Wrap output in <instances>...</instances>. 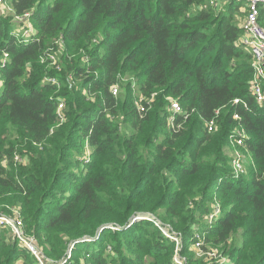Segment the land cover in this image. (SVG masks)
<instances>
[{
    "label": "trees",
    "instance_id": "1",
    "mask_svg": "<svg viewBox=\"0 0 264 264\" xmlns=\"http://www.w3.org/2000/svg\"><path fill=\"white\" fill-rule=\"evenodd\" d=\"M8 1L17 15H32L36 34L18 43L12 18L0 13V215L20 209L27 231L49 246L48 260L60 261L70 248L67 264H82L78 251L89 264H177L175 240L151 220L133 223L159 217L180 235L185 264H206L190 251L191 240L218 193L226 209L207 240L224 244L226 264H264V108L250 90L253 56L238 44L242 1ZM259 22L264 27V8ZM58 41L70 55L51 66L46 51H60ZM122 76L143 79L142 92L155 94L146 112ZM47 77L63 84L60 95H53L57 85L43 84ZM116 84L127 88L125 99L113 95ZM168 98L189 115L175 128L167 124ZM239 128L249 135L245 148L255 167L234 179L226 147ZM20 144L26 167L13 165ZM87 146L88 158L81 153ZM107 226L118 230L73 247ZM6 232L0 230V264H16L30 252Z\"/></svg>",
    "mask_w": 264,
    "mask_h": 264
},
{
    "label": "rangeland",
    "instance_id": "2",
    "mask_svg": "<svg viewBox=\"0 0 264 264\" xmlns=\"http://www.w3.org/2000/svg\"><path fill=\"white\" fill-rule=\"evenodd\" d=\"M224 1L225 0H216V2H220L221 7L226 4ZM226 1H229V0H226ZM238 4H239L238 5V12L235 14V17H236L237 23L242 26L245 19H246V16H247V5L245 2L238 3ZM10 9H12L11 4L9 2L5 3L4 8L0 9V13L4 16H9L12 18V23H13L12 34L16 37V40L18 41V43L26 44V41H28L29 38H31L30 36L23 38V34L26 32V30H28V26L25 23L21 24L19 21H17L15 19L14 12ZM30 24H31L32 29H35L34 22L32 19L30 21ZM58 53H59L58 56H59L61 62L63 63L64 57L66 55H70V50L67 53V50L63 51V49H60V51H58ZM5 55H4V57H6ZM8 60H9L8 58H4L2 62L6 63ZM121 80H122V83L124 84L125 87H127V85L132 82V85H131L132 97H133V100L136 103V105L138 104V107H139L141 105V101L144 99V97H147L142 92V90L140 88V85L143 83L144 80L143 79L137 80V79H134L133 77H130V76H124L123 78H121ZM71 81H72V83H74L75 89H80V90H82L83 93H87L90 96L89 101L93 102L94 99H96V94L91 93V91L88 88L87 89L86 88L81 89V86H80L81 81H76L74 79ZM62 87H63V84L59 81L58 90L54 91L53 95H60ZM2 89H3V83L0 81V90H2ZM118 90H119L118 97L121 96L122 99H125L127 97V94H128L127 88H123V89L118 88ZM168 100L170 102V101H175L177 99L168 98ZM118 122L123 123L122 120H119ZM125 127L126 126L123 125L121 131H123V129ZM127 127H130V125L128 124ZM128 130L130 133L131 129L128 128ZM11 141L14 142L12 137H11ZM90 151H91V148H89L87 146L85 151L82 150L81 153L85 152L84 155L88 158L90 156L89 155ZM240 151L244 153L245 149H241ZM26 152H27V150H26V147L24 144H20V145L16 146L15 152H14V157L12 160L14 163L13 165L26 167L29 164V159H28ZM226 154H227V157L230 158V165H231L232 155H231V149L228 148V146L226 147ZM4 165H7V163L4 162ZM244 165H245L246 169H245V172L242 176L245 175L246 177H249L250 172H251L250 167H252V160L249 156L246 157V159L244 161ZM231 170H232V165H231ZM222 201H225V200H224V198L222 199L218 193L213 194L212 200L209 204L208 213L206 215H204L201 219H199L200 222L194 228L193 239L191 240L192 248L190 249V251L193 252L195 249V248H193V246H195L197 244V242H201L202 252L197 255V258L203 259L206 262V264H226V263L230 262V257L228 256V254L226 252H224V250H225L224 244L214 245L213 242H209L207 240V237H210L211 231L216 226L219 225L220 220L224 217V211H225L226 207L223 206ZM159 213H163V210H161ZM0 218H6L8 220L9 219H21L23 222V226L21 227L22 233H21V236H19L20 238L16 235V230L13 227H11V225H7V224L4 225L3 224L2 226H0V230H6L7 231L5 237H7L8 239L18 238L21 241L20 246L28 249L30 252L29 256H20V258H18L16 264H48V263L49 264H67V262L70 261V259L72 258V255L70 257V248H67L65 256L62 257V259L60 261L56 260V258L48 260L47 257H49L48 253L50 250L49 246L44 241V238L39 241V239H37V237L35 236V234L33 232L29 233L27 231L26 225H25L23 218L20 214V209H18V208L14 209L12 215H10V214L0 215ZM137 218H138V221H142V220L153 221L154 224L156 225V227L161 229L164 234H167V235L171 236L172 238L174 237L175 239H177V241H175L176 242V249H177L176 255H175V262L177 264H185L179 255V251H181L180 235H178L174 231L172 232L171 230H169L168 227L164 226L162 224L163 222L159 219V217H152L149 215H140V216H137ZM163 220L165 221V223H169V220H167V219H163ZM107 227L113 228L112 226H107ZM101 229H99V231ZM113 229L118 230L117 228H113ZM99 231H98V233H99ZM100 233H99V235H100ZM241 234H243V229H240L238 231V233H237L238 236L236 235L238 237V239H240V240H241V236H242ZM99 235L96 239L99 238ZM172 240H174V239H172ZM92 241H94V240H92ZM92 241H88V242H92ZM84 243H87V242H84ZM35 244L38 245V249H36V252H37L36 254H34L31 251V247H30L32 245L35 246ZM68 247H70V246H68ZM109 251H111V249H109ZM75 257H79V260L82 261V264H85V263L89 264L86 261L84 255L82 254L81 251H78V253ZM56 261H58V262H56ZM147 261H149L148 257L145 258V262H147Z\"/></svg>",
    "mask_w": 264,
    "mask_h": 264
},
{
    "label": "built area",
    "instance_id": "3",
    "mask_svg": "<svg viewBox=\"0 0 264 264\" xmlns=\"http://www.w3.org/2000/svg\"><path fill=\"white\" fill-rule=\"evenodd\" d=\"M239 1L246 3L247 16L243 25L241 26L243 30V34L240 40L238 41V44L241 45L243 48H245L247 51H249V53H251L253 56V61L251 64V68L253 70V78L250 81V90L253 96L255 97L256 102L261 107L264 108V27H262L259 22L261 10L262 8H264V0H239ZM8 2H9L8 0H0V9H3L5 3ZM212 4L215 3L212 2ZM11 7L12 9L10 10L14 12L15 19L19 21L21 24L25 23L28 26V30H26V32L23 34V38L30 36L31 38H29V40L26 41V43L30 42L31 40H33L36 34V30L32 29L30 24L32 15L30 13L17 15L14 10V7L12 5ZM56 45H59V47L63 49L64 42L58 41L56 42ZM56 49H57L56 46H53L46 51L47 59L51 61L50 62L51 66L57 65L58 51ZM5 56H6L5 58H9L8 54H6ZM43 84L59 86V81L56 77H47L45 78V80H43ZM118 88H120L118 84L112 87V93L116 97H118L119 94ZM154 97L155 94L151 98L144 97L139 107L138 104L136 105L135 103L138 111L141 114L148 110L146 104L150 105L151 103H153ZM239 103H240L239 100H235V104H239ZM64 109H65V103L64 100H61L59 102L57 109V115L60 121H62L63 119ZM219 113L220 112L218 111L216 113L217 114L216 118H214L212 121L208 123V129L210 132H213L217 128L216 121L217 118L219 117ZM188 116L189 115L185 113L181 103L178 100L170 101V105L167 108V124L169 127L175 128L177 123L181 119H187ZM235 118L238 119L239 117L236 116ZM248 139H249V135L243 128L233 130L229 137L228 148L231 149V155H232L231 165H232V174L234 179H239L244 174L246 169L244 165V161L246 157L249 156L251 158L252 166L255 167L252 156L250 155L249 151L245 148ZM241 149H245V152L244 153L241 152L240 151ZM3 224L11 225V227H13L16 230V235L18 237L21 236L22 233L21 227L23 226V222L21 219L8 220L6 218H0V226H2ZM167 236L172 238L169 235ZM172 239L177 241V239H175L174 237ZM201 246H202L201 242H197V244L193 246V248H195L194 251L197 255L202 252ZM30 247H31V251L34 254H36L37 253L36 249H38V245L35 244V246L32 245ZM70 257H71V252H70Z\"/></svg>",
    "mask_w": 264,
    "mask_h": 264
},
{
    "label": "water",
    "instance_id": "4",
    "mask_svg": "<svg viewBox=\"0 0 264 264\" xmlns=\"http://www.w3.org/2000/svg\"><path fill=\"white\" fill-rule=\"evenodd\" d=\"M136 221H138V218H137V217H134V218H133V223L136 222ZM105 228H108V227H104V228H102V229L99 231V233L102 232ZM99 233L97 234L96 237H85V238H82V239L76 241V242L73 244V247H74L77 243H80V242L82 243V242H88V241L95 240V239L98 237ZM71 251H72V250H70V252H71Z\"/></svg>",
    "mask_w": 264,
    "mask_h": 264
}]
</instances>
